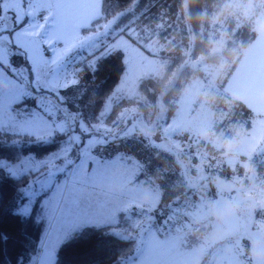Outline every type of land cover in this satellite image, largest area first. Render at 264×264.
Instances as JSON below:
<instances>
[{
	"label": "trees",
	"instance_id": "trees-1",
	"mask_svg": "<svg viewBox=\"0 0 264 264\" xmlns=\"http://www.w3.org/2000/svg\"><path fill=\"white\" fill-rule=\"evenodd\" d=\"M225 3L226 0H190L185 11L184 0H109L108 3L103 4L104 17L120 15L117 24L125 26V30L120 34L129 38L145 52L147 51L137 39L145 43L155 39L159 44H165L167 53L172 55L171 65L162 77H147L139 82L141 100L122 98L113 105L109 115L105 116L104 105L119 84L125 65L121 51L112 50L101 56V50H97L78 64L80 67L76 71L77 83L60 91L55 98L73 118L75 129L78 128L76 133H80V128L83 127L89 131L87 136H91L94 134L95 125L109 126L108 131L95 132L96 135L104 138V145L101 146L106 155L104 158L120 155L137 163L139 177L160 191V204L155 215L160 217L161 222H168L164 219V215L168 213L171 223L173 209L193 197L194 192L200 191L203 184L195 190H188L187 182L182 175V167L175 156L155 145L160 143L155 137L159 136L162 127L173 118L176 103L182 92L193 80L205 79L199 69L184 66L180 69L174 84L166 88L173 68L186 60V52L189 50V41L192 38L190 49L192 59L205 57V62L216 64L223 61L228 65L231 64L230 72L224 82L226 84L245 50L257 35L255 27L260 21L257 18L264 16V7H258L255 16L252 15L248 20L243 18L235 20L231 17L219 24L211 23L216 12ZM202 17L203 23H201ZM219 29L226 38L225 48L219 55H211L210 49L218 38ZM127 31H131V35ZM159 102L166 107V116L156 127L155 135H150L147 130L139 128L135 118L139 113L147 125L153 124ZM217 102L225 112L227 126L235 124L248 126L252 114L240 102L228 95L225 86L219 93ZM125 110H129L127 112L129 115L123 120L121 114ZM114 120L116 122L113 124ZM131 123H135L132 129H130ZM230 135L232 136L231 133ZM174 138L190 144L188 147H183L180 152L173 150L186 165L187 178L192 183L197 182L204 174L219 176L223 180L232 182L237 175L240 180L238 183H233L245 185L242 170L219 164L218 168L209 171L208 167L193 155L192 138L187 135L174 136ZM57 144H60L58 140ZM207 149L209 159L217 160L214 147L208 144ZM56 150V145L35 144L23 136L6 135L0 138V159L7 163H15L29 153L45 158ZM253 162L255 163V160ZM257 171L259 177L264 175V164H257ZM22 183L7 179L6 173L0 171V264H34L39 251V247L36 249L32 239L25 234L28 220L22 221L16 214L21 203ZM255 213L257 215V210ZM130 214L133 217L121 213L114 227L124 230L121 236L112 234L114 238H103V247L97 244L101 239L98 234L89 241L62 246L56 253L55 264H118L121 257L135 253V238L131 235L135 232V228L131 225L134 226L139 214L134 211ZM187 221L189 219L182 224L187 225ZM239 241L243 251L251 250L252 244L247 236L240 235ZM6 245L16 248L19 246L15 258L6 255Z\"/></svg>",
	"mask_w": 264,
	"mask_h": 264
},
{
	"label": "snow or ice",
	"instance_id": "snow-or-ice-1",
	"mask_svg": "<svg viewBox=\"0 0 264 264\" xmlns=\"http://www.w3.org/2000/svg\"><path fill=\"white\" fill-rule=\"evenodd\" d=\"M109 0H0V69L5 61L13 79L29 74L37 86H29L28 94L19 100L26 106H0V138L23 136L39 145H56L48 159L29 153L16 164L0 161V171L6 178L23 182L17 216L22 221L33 218L48 224L43 253L39 264H54L57 251L89 241L94 235L101 239L113 237L106 231L112 226L109 214L92 212L82 198L80 185L84 164L90 159L93 143L76 135L73 118L52 100L60 94V85L67 83L69 61L73 52L84 45L93 46L87 32L104 15L103 4ZM104 27H110L105 23ZM19 83V81H18ZM249 87L264 89V61L258 78ZM264 115V113H261ZM57 140L62 143L57 144ZM15 143V141H13ZM75 157V159H73ZM70 176L71 179H63ZM176 249V241L169 242ZM118 264H177L157 258L151 251H139L121 257ZM182 264H191L185 260Z\"/></svg>",
	"mask_w": 264,
	"mask_h": 264
},
{
	"label": "rangeland",
	"instance_id": "rangeland-1",
	"mask_svg": "<svg viewBox=\"0 0 264 264\" xmlns=\"http://www.w3.org/2000/svg\"><path fill=\"white\" fill-rule=\"evenodd\" d=\"M230 6L241 10H243L245 7L244 3L240 2V0H232ZM258 7L256 8V11L254 13L257 12ZM253 15L255 16V14ZM119 18L120 15H115L111 18H105L103 15L99 22L92 26V28L87 32V35L93 38V46H89L86 44L81 47L79 51L73 52L72 55L74 57V62L69 61L70 67L67 68V83L60 85V91H62L67 87L76 84L78 80L76 76V71L80 67L78 64L82 62L88 55L94 53L95 51L101 50V56H103L108 51H121L123 53L125 71L121 77L119 84L117 85L114 92L104 105L103 114H105V116L109 115L113 105L122 98H139V100H141V96L138 90L139 82L147 77H162L165 73V70L172 63V61L170 60L172 55L167 53V48L165 44H159L155 39L147 43L143 42L140 39H137L141 42V44L147 51L145 52L137 44L132 42L129 38H127L123 34H120L122 30H125V26L117 24ZM233 18L235 20H238L242 17L239 14H236ZM257 19L260 20L261 17L259 16ZM105 23H109L110 27L106 29L104 27ZM127 32L131 35V31ZM132 36L136 38L135 35ZM222 38L225 37L222 30L219 29L218 38L216 39V41L213 42L212 48L218 47L221 49V51L219 53L211 52V55H219L224 50L226 39L222 40ZM191 41L192 38H190L189 41V50L186 52V60L184 61V63L179 64L175 68H173V71L167 80L166 88L174 84L179 75L180 69L184 66L199 69L203 73L205 79H195L186 87V89L182 92L181 97L176 103V110L173 118L168 122L166 126L162 127L161 131L159 132V136L155 137V139L158 140L160 143H163L166 147L180 152L181 150H183V147H188V145L190 144L187 141L181 142L179 141V138H174V136L176 137L180 135H187V137L193 139L191 143L193 148V155L206 167L207 164L209 165L210 163H214L215 165H217L216 168H218L219 164L224 163H220L218 160L211 161L208 157L207 148L206 152H203V157H201L200 154H202V152H200L201 150H198L196 144L194 143L201 141L200 136L201 133L204 132H211L214 135L218 136L221 141H228L232 140L233 135L237 130L241 131L244 135V140L243 143L239 145L238 150L235 152V156L239 159V164L236 168H238L239 171L242 170V174L244 177L245 185H243L242 187L243 195L249 194L254 195L256 197L257 205L255 209L257 210L258 214L262 211L259 210V208L261 207V199L264 197V195L257 196L258 193L254 188V183L259 174L257 171V164L249 162L251 156H253L252 158L259 157V162L264 164V116L261 120L258 121V124H256L255 126H252V124H250L249 127H246V125L241 124L227 126L225 124L226 115L225 112L219 107L217 97L219 93L223 91V86H225L224 82L230 72L229 65L231 64L228 65V63L223 61H220L216 64H213L210 61L205 62V57H198L196 59H192L190 56V49L192 48ZM11 71L12 70L8 66L7 61H5V67L3 69H0V106L6 108L13 106V104L15 105L19 103V100L24 95H27V89L30 85L37 86L34 81L29 80V74L23 69H18L21 75L17 76L16 79H13L12 75H10ZM16 110L23 111L17 107ZM128 111L129 110H125L121 114V119L124 120L128 118ZM166 111V107L159 102L155 112L153 124L147 125L143 121L139 113L135 118V122L137 121V125L139 126V128L147 130L150 135H155L156 127L164 121ZM115 122L116 120H114L112 123L114 124ZM134 124L135 123H131L130 129L133 128L132 126H134ZM96 130L108 131L109 126L101 124L99 125V127L95 125V127L93 128L94 134L90 136L91 142H94L91 151V157L84 164V169L82 173L84 180L80 185L82 198L86 202L88 208L93 212L103 205L100 201L98 203L94 202L95 200L102 199L101 195L104 194L102 188L113 186L115 188L122 189L125 185L121 183H112L106 186H104L103 184H97L95 189L91 190L89 184L91 181H100L102 177H113L114 180L120 181L119 178L115 177H117L119 174L122 175V173H124L125 176H122H124L125 178H131L133 176L138 175V172L134 169L133 165L130 167L128 165H125L126 167L123 170L112 164H103L102 161L108 159L104 158L106 155H104V152L101 148V146L104 145V138L96 135ZM80 131L81 132L76 133V135H79L81 136V138L87 140V137H89V135L87 136V134H89V131L83 129V127L80 128ZM230 133L232 134V136L230 135ZM59 143L62 142L59 141ZM202 143L204 144V142ZM51 154L46 156L44 159H48ZM241 155H246L247 158L250 159L247 161L240 160ZM26 156L27 155L23 156L20 160H22ZM73 159H75V157H73ZM0 161L5 162L1 159ZM19 161L10 164H16ZM246 167H251L254 170L255 176L252 179H249L248 176L245 175ZM106 168H108V171H111V174L105 172ZM63 179L70 180L71 177L65 176ZM239 180L240 178L237 175L233 178L234 183H238ZM135 186L136 188L132 189V191L130 192L132 197L130 195L129 196L132 198L131 201L136 202V204L131 207H136L137 209L135 210V212L139 214L137 218V225H131L133 228H135V232H132L131 235H135L136 238L138 236V232L141 231V228H146L147 225H150L148 224L151 215L150 208H159L160 191L158 188L151 185L147 186L145 184H142V182L140 184H136ZM198 192L199 193L196 198L198 199L197 201L200 202L204 198H206V200L208 199L209 203H211V205L207 208L208 210L214 209V212H216V209L222 208V204L225 201H228L231 203V207L237 209L236 214L233 216H238L243 212L249 211V202H245L240 205L236 204L235 195L233 193H226L225 191L221 190L218 185L213 181H205L201 186V190ZM140 196L143 198H141L140 200L137 199V197ZM190 200H192V197ZM143 205L147 206V210L143 208ZM194 211L195 210L192 209L191 216H188L189 221H187V225H183L181 222L173 221L171 222L172 227L169 226V229L172 228V230L176 232V234L179 235L182 240H185L184 237H187V235L195 236L198 237V239H201L200 236L202 234H198L201 230L199 228V220L195 218L196 212L194 213ZM198 216L203 217L201 213ZM164 219L169 220L170 222L168 213L164 215ZM214 219L215 216L213 215L211 219H209L207 222L212 223ZM258 224L260 225L258 229L264 235V219L260 220L259 222L256 221L257 226ZM47 230V222L36 218L35 213L33 214V218L28 219V225L25 234L32 239L36 249L38 247L40 249L41 246L38 259L41 255V252L43 251V245L45 243ZM107 232L114 235H118L119 233V235L121 236L124 230H119L118 228H108ZM239 234L236 238L233 237L234 239L232 240V243L234 244L231 247L232 250L230 255L229 253L227 255L224 254V242H216L214 244H211V251L207 252V255H205V260H203L205 263L203 264H211L213 257H216L220 252H222V256L220 259L223 264H226L224 262L225 259V261H227L229 264H255L253 261V255L251 250H242V246L239 241ZM18 250L19 246L17 248L8 245L5 246V253L10 258H15ZM175 260L177 261V259ZM37 262H35V264H37Z\"/></svg>",
	"mask_w": 264,
	"mask_h": 264
},
{
	"label": "crops",
	"instance_id": "crops-1",
	"mask_svg": "<svg viewBox=\"0 0 264 264\" xmlns=\"http://www.w3.org/2000/svg\"><path fill=\"white\" fill-rule=\"evenodd\" d=\"M258 26H264V16L261 17ZM262 61H264V36H261L257 33L254 41L245 50L243 56L237 63L236 67L234 68L233 72L231 73L230 77L228 78L225 84V91L228 93V95H230L233 99L240 102L245 107V109H247L249 113L252 114V119L248 123L247 127H249L250 124H252V126H255L256 124H258V121L261 120L262 117L264 116L261 115V113H264V89H260L259 87L252 89L249 87V82L258 78L260 64ZM18 104L19 103L15 105ZM24 107L26 106H19L17 108L23 110ZM214 149L216 150L217 153L216 158L220 163L227 164L229 167L232 168L238 166L239 163L230 164L225 162V160L221 155L222 149L217 150L215 147ZM252 157L253 156H251V159L249 158L250 159L249 163H254L253 160H255L256 164H260L259 157L258 158H252ZM243 158L246 159L243 161L249 160L246 155L240 156V160H242ZM102 162L103 164L106 163L112 164L123 170L126 167L125 165H128L129 167L133 165L134 169L137 170L138 172L137 176H133L131 178H125L124 173H122V175L124 176L119 174L115 178H119L120 181L114 180L113 177H102L100 181L99 180L91 181L89 183L91 190H94L97 184H103L104 186H106L112 183H116V184L121 183L125 185L124 188L122 189L115 188L113 186H109L107 188L103 186L104 188H102V191L104 192V194L101 195L102 199H98L94 201L97 203L100 201L103 204L99 209L95 210L94 213L111 215L114 219L112 221V226L110 228H114L115 225L118 223L119 215L121 213L133 217V215L130 213H132L133 211L135 212V210L137 209L136 207L135 208L131 207L136 204V202L131 201L132 195L130 194L132 189L136 188L135 185L138 183L140 184L141 182L142 184H145L147 186H149L150 184H147L139 177L140 171H138L137 163H135L129 158L116 155ZM105 172L111 174V171H108V168L105 169ZM258 177L256 178V180L258 179ZM141 198L143 197L141 196L137 197V199L139 200ZM196 198L194 199L193 209L195 210L194 213L196 212V216L198 217L197 218L195 216V218L198 219L200 223L201 230L199 231L198 234H202L200 236L201 239H198V237L195 236L187 235V237L186 236L184 237L185 240H182L181 237H179V235H177L176 232L172 230V228L169 229V226L172 227L169 220L168 222L159 221L160 217H157V215H155V211L157 210V207L154 209L150 208L151 211L150 210L149 211L151 212V215L148 222V224L150 225H147L146 228H141V231L138 232V236L136 238L134 235L135 244H136L135 253L139 251H144V252L151 251L157 258L163 260L175 261L177 262V264H182V262L185 260H190L191 264H200V263L203 264L205 263L203 261L205 260V255H207V252L211 251V244H214L216 242L218 243L224 242L225 244L223 247L225 249L224 254L227 255L229 253L230 255L232 250L231 247L234 244L232 243V240L238 236L239 232H240L239 237L240 235H242V231L244 230L245 224L248 222V218H249L248 211L243 212L238 216H232V220L231 217L220 218V214L224 212V209L231 205L230 202L225 201L222 204V208H218L216 209V212H214V209L213 210L207 209L211 205L208 199L206 200V198H204L202 201L199 202L197 201L198 199ZM261 201L262 204L259 210L263 211L264 197L261 199ZM126 202L129 204H127ZM143 208L147 210V206L143 205ZM200 213L203 215V217L198 216ZM213 215L215 216L214 221L212 223L207 222L209 219H211ZM135 225H137V221L135 222ZM183 225H186V223ZM259 226L260 225L258 224L257 227L259 228ZM171 241H176V249L178 250L179 254H177L176 251H173L171 248H169V242ZM40 249L37 252V256L35 259V262L38 261L37 264H39L38 256ZM42 253L43 251L41 252V255ZM221 256H222V252H220L216 257H213L211 264H223V262L220 259ZM175 259H177V261ZM225 260L224 262L226 264H229Z\"/></svg>",
	"mask_w": 264,
	"mask_h": 264
},
{
	"label": "clouds",
	"instance_id": "clouds-1",
	"mask_svg": "<svg viewBox=\"0 0 264 264\" xmlns=\"http://www.w3.org/2000/svg\"><path fill=\"white\" fill-rule=\"evenodd\" d=\"M185 2V11H187L188 5L190 3V0H184ZM240 2L244 3L245 7L243 10L230 7L232 3V0H226V3L224 6H222L215 14V16L212 18L211 23L213 24H219L222 23L224 20L234 17L236 14H239L244 20H248L255 12V9L259 7H264V0H240ZM204 18H201V23H203ZM255 31L261 35L264 36V26H256ZM226 38H222V40H225ZM221 51L220 48L214 47L210 49V52L213 53H219ZM200 139L202 142L207 143L215 147L217 150H221V155L226 163L235 164L239 163L238 157L235 156V152L238 150V147L240 144L243 143L244 135L241 131L237 130L232 140L228 141H221L220 138L216 135H214L211 132H204L201 133ZM245 175L248 176L249 179H252L255 176V172L251 167L245 168ZM147 202V201H146ZM237 212L236 208H233L231 206H228L224 209V212L220 214V218H228L233 215H235ZM215 215V213H214ZM253 259L255 261L261 262L264 261V257L260 256H254Z\"/></svg>",
	"mask_w": 264,
	"mask_h": 264
},
{
	"label": "water",
	"instance_id": "water-1",
	"mask_svg": "<svg viewBox=\"0 0 264 264\" xmlns=\"http://www.w3.org/2000/svg\"><path fill=\"white\" fill-rule=\"evenodd\" d=\"M155 145L159 146L160 148L166 150L167 152L172 153L177 162L182 167V175L185 178L188 190H195L201 186L202 183L205 181H213L215 182L218 187L225 191L226 193H233L235 195V203L240 205L245 202H249V221L246 223L243 235L247 236L251 241V252L253 257L254 256H260L264 257V236L262 232L257 228L256 225V213L255 208L257 205L256 197L254 195H243L242 193V186L241 185H235L232 181L223 180L219 176L210 175V174H204L202 177H200L197 182L192 183L187 178L186 174V165L179 159L177 153L171 148L166 147L163 143H156ZM255 264H258L257 261L253 259ZM259 264H264V261L259 262Z\"/></svg>",
	"mask_w": 264,
	"mask_h": 264
},
{
	"label": "built area",
	"instance_id": "built-area-1",
	"mask_svg": "<svg viewBox=\"0 0 264 264\" xmlns=\"http://www.w3.org/2000/svg\"><path fill=\"white\" fill-rule=\"evenodd\" d=\"M27 94H28V89H27ZM52 103L57 104V106H61L60 103L56 101L55 99L52 100ZM63 109L69 115V113L66 111L64 107ZM72 127L75 129L73 122H72ZM194 144H196L198 150H201L200 152H202V154H200V156L203 157V152H206L207 143L203 144L201 141L200 142L198 141ZM207 167L210 171V170H215L217 165H215L214 163H210L209 165L207 164ZM254 188L258 193L257 196L264 195V175L258 177V179L254 183ZM198 193H199L198 191H195L193 197L196 198L198 196ZM190 199L186 200L183 204L173 209V214L171 215L172 222L176 221V222L183 223V221H185L186 219H189L188 216H191L193 205H194L193 200H190ZM262 219H264V211H261L260 213L257 214L256 221L259 222Z\"/></svg>",
	"mask_w": 264,
	"mask_h": 264
},
{
	"label": "bare ground",
	"instance_id": "bare-ground-1",
	"mask_svg": "<svg viewBox=\"0 0 264 264\" xmlns=\"http://www.w3.org/2000/svg\"><path fill=\"white\" fill-rule=\"evenodd\" d=\"M256 210V209H255ZM256 217H257V215H256Z\"/></svg>",
	"mask_w": 264,
	"mask_h": 264
}]
</instances>
